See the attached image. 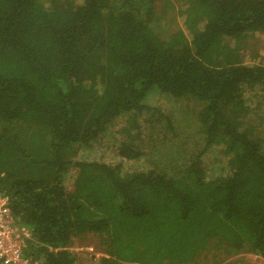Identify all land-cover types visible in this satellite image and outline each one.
<instances>
[{
  "label": "trees",
  "instance_id": "obj_1",
  "mask_svg": "<svg viewBox=\"0 0 264 264\" xmlns=\"http://www.w3.org/2000/svg\"><path fill=\"white\" fill-rule=\"evenodd\" d=\"M256 33L264 0H0V193L27 254L82 264L91 240L86 264L264 261Z\"/></svg>",
  "mask_w": 264,
  "mask_h": 264
},
{
  "label": "built area",
  "instance_id": "obj_2",
  "mask_svg": "<svg viewBox=\"0 0 264 264\" xmlns=\"http://www.w3.org/2000/svg\"><path fill=\"white\" fill-rule=\"evenodd\" d=\"M31 231L13 217L10 202L0 193V264H42V260L27 254Z\"/></svg>",
  "mask_w": 264,
  "mask_h": 264
},
{
  "label": "rangeland",
  "instance_id": "obj_3",
  "mask_svg": "<svg viewBox=\"0 0 264 264\" xmlns=\"http://www.w3.org/2000/svg\"><path fill=\"white\" fill-rule=\"evenodd\" d=\"M180 24V22L178 23ZM176 25V24H175ZM178 27V26H177ZM175 28V27H174ZM165 29V28H164ZM251 45V49L252 51H256V61L260 62V61H264V33H256L254 35V37L252 38V41L250 42ZM194 104H189L188 108H190L189 110H191L190 112H185L183 110V105L179 102L177 103L175 109L173 112H169L167 113L169 119L174 123V126L176 127L175 132L181 137V144L183 146H187L189 143L191 144V146L193 147V150H197L200 147V144L197 143V141L195 139H193V137H195L196 135V130L191 124L187 125V119H189V117L191 115H193V111H194ZM167 112V111H166ZM165 112V113H166ZM179 117V118H178ZM178 118L179 121L176 122V119ZM192 126V127H190ZM162 132H165V129H162ZM174 141L178 142L175 138ZM179 143V142H178ZM101 152H99V154L102 155L104 150H100ZM98 159V158H97ZM98 160H103L102 159H98ZM211 166H209L208 168H210ZM70 183V181H68ZM69 186V185H68ZM87 243L84 242L80 243V244H76V246L73 247V251L79 254V260L81 261L82 264H86V262L88 261V259L90 258L91 255V251H93V247H95V245H93L95 242L91 241ZM93 243V244H92ZM79 245H85V246H79ZM245 261H247L249 264H264V261L258 257V256H253V255H247L243 258Z\"/></svg>",
  "mask_w": 264,
  "mask_h": 264
}]
</instances>
